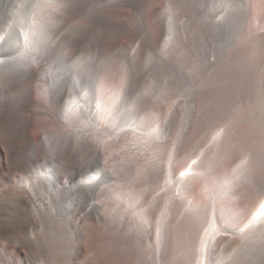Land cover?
<instances>
[{
  "label": "bare ground",
  "instance_id": "bare-ground-1",
  "mask_svg": "<svg viewBox=\"0 0 264 264\" xmlns=\"http://www.w3.org/2000/svg\"><path fill=\"white\" fill-rule=\"evenodd\" d=\"M69 1L0 0V122L10 114L11 93L20 85L25 89L23 102L32 108L26 117L27 156L37 159L30 161L32 167H20L16 155L22 149L0 141V217L6 203L17 212L10 230L0 228V264H26L24 245L43 247L50 222L66 236L58 245L67 240L68 248L56 249L40 264H80L84 219L103 222L108 235L125 224V237L118 244L117 235L112 238L97 264H264V197L252 209L241 207L238 215L222 209L235 193L264 191V174L255 170H264V4L255 13L253 0H198L206 12H190L181 20L178 10L188 13L191 7L168 0L163 12L152 15L150 49L133 56L121 50L114 61L91 53L72 59L59 48L57 24ZM152 3L149 0L147 7ZM199 23L206 25L210 38ZM108 67V73L119 77L117 82L111 74L104 75ZM177 94L186 97L179 121L174 111L163 114L160 106ZM114 115L119 117L115 128L109 126ZM38 116L61 123L33 143L29 127ZM223 119L234 145L226 148L222 141V151L212 146L198 164L175 175L173 164L183 140L185 155L193 154L214 123ZM242 123L256 131L248 142L237 132ZM131 127L138 132L116 158L111 138L125 137L124 129ZM145 148L150 150L147 156L137 153ZM218 157L235 158L224 178L212 172L217 159L221 161ZM15 169L26 176L14 178ZM97 173L98 178L88 182ZM197 181L204 189L202 200L190 195ZM156 186L168 191L153 213L139 201ZM178 208L184 209L185 220L170 230L168 215ZM245 211V227L238 230ZM219 214L228 221L215 230ZM32 223L37 230L30 228ZM22 230L26 237L12 243L10 238L21 237ZM171 233L175 251L169 256L165 237Z\"/></svg>",
  "mask_w": 264,
  "mask_h": 264
},
{
  "label": "rangeland",
  "instance_id": "rangeland-1",
  "mask_svg": "<svg viewBox=\"0 0 264 264\" xmlns=\"http://www.w3.org/2000/svg\"><path fill=\"white\" fill-rule=\"evenodd\" d=\"M115 1L117 0H70L67 5L65 4L66 6L64 7L67 8V11L62 14L64 15V18L59 20L57 24L59 26L57 30V36L59 37V48L64 52L68 53L72 59L81 58L84 57L86 54L91 53L94 58H104L105 56H110L112 60L116 61L117 59L115 60V58L119 57L121 50L126 51L128 56H133L134 52L136 51H139L141 54L146 53L147 50L150 49V41L148 40L147 36L151 33L149 27L150 22H153L151 20V18L153 17L152 15L155 11L163 12L168 0H153V5H151L150 7H147L149 0H129L132 2L131 6L121 5L116 7H110L107 5L108 2L111 3ZM172 1L178 6H181L183 4L182 2H185V4L188 5L189 8L191 7L189 9L190 11L187 10L188 13L183 10H178L181 20H187V15L190 12H192L193 15L196 14L202 16L203 13L207 10L205 6L201 4L199 5L198 0ZM253 2L256 3H254L256 7L254 11L256 13L257 9L259 10L261 5L264 4V0H253ZM261 11L264 13V8ZM218 16L219 14L218 12H216L214 14V17L217 18ZM199 28L202 30L206 38H210L211 34L206 30V25L204 23H199ZM109 68L110 67L106 69L104 75L110 71L111 68ZM111 73L108 74L110 75ZM109 77L113 78L115 82L119 80V77L116 74H111ZM140 79L141 78L138 75L136 77V81L139 82ZM24 93L25 89H23L20 85H18L16 89L11 93L12 110H10V114H8L6 120L2 123L0 122V141H5V143L7 142L8 144H12L16 147L19 146L22 150H20L16 155L17 163L20 165V167L27 166V164L28 166L32 167L30 161H33L35 163L37 159L28 158L27 153L30 151V149L28 148V144L26 141L28 138L26 135L28 131L26 117H28V113L32 108L27 107V105L23 102L22 99ZM185 98V96H180L178 94L175 96H170L168 98L169 100L162 103L163 105H160L162 107V113L164 114L166 109L172 110L176 113V121H179L181 118L180 111L182 112V109L184 108L183 101L186 100ZM199 100L201 101L202 97ZM103 101L105 103V97H103ZM59 104L60 102H57L56 106H58ZM196 105L198 106V102L196 103ZM33 110L36 111V108L34 106ZM60 123L61 121H59L58 118H52L49 116H38L36 118H33V121L29 127L30 139L33 141V143H36V141H39L43 137V134L48 128L59 129ZM227 125L228 124L224 119L222 121L215 122L214 125L211 127L210 132L208 133L207 139L203 143H201V145H199L193 151V154L191 153V155H185L183 148L187 139H184L181 144L182 146L178 150L179 160L178 162L173 164L175 175H183L185 171L190 170L191 167L198 164L203 158H205L207 152L212 146L216 145L219 151H222L234 145L233 136L231 137L230 135L231 138H229V135L227 136ZM246 125L244 123L240 124V127L238 126L237 128V132H239V137H241L242 140H246L245 142H248L250 140L249 138L254 136L256 131H254L253 128H250V126ZM123 132L127 133L125 137L119 136L111 138V142L114 143V147L116 149V158L120 157L119 154H121V152L123 151L125 143L129 142L132 138H134L136 136L135 134L138 131L134 129V127H131L124 129ZM211 138L213 139V141L211 140ZM226 139L228 140L226 141ZM222 141H225L224 147L226 148L221 147L220 143ZM145 150H139L137 151V153L139 155L142 154V156H147L150 150L149 148H145ZM41 156H43L42 153ZM219 159L221 160L218 161L217 159V163L219 165L212 168V172L215 173L216 176H222L224 178L226 171L228 172V170L234 164L235 158L228 157L227 159H224L221 157ZM45 162L46 160L41 159V163ZM118 162L120 161L118 160ZM32 170H34V168L31 169V171ZM255 170L259 172L261 177H263V168H256ZM25 174L27 173H25L24 170L15 169L13 177L18 178L20 176H26ZM113 183L118 184V180H114ZM167 191V189H164L161 186H156L154 189H147L146 193L142 197V200L139 201V206L144 207L146 205L145 208L150 207L151 209H147L153 211V213H156L157 211H159L161 206L160 202L162 203L163 196L167 194ZM251 193L248 194V196L250 197H248L247 195L243 196L241 193H235L234 195H232V197L226 200V202L228 203L222 206V209L232 215H238L241 207H243L244 205H248L249 209H252L256 206L258 201L264 197V191H257V193L251 191ZM190 195L193 200H202L204 196V189L202 187L201 182L197 181L195 183ZM9 206L10 209L8 208V203H6V211L4 209L5 214L3 213L0 217V228H3L5 230H10L14 225L15 221L17 220V212L16 210H13L15 208H13V206L10 204ZM225 206H227L228 209ZM246 211L248 212V210ZM246 211L239 216L236 225V228L238 230L245 227V222L247 221L248 215ZM183 212V208H178L174 209L173 212L169 213L168 229L175 230L176 227H178L185 220L186 214H184ZM26 215L28 217L27 213ZM25 218L23 219V222L27 223V218ZM224 218H222L220 214L218 215V223L214 227L215 230L218 227L223 226L224 224L226 226L228 218H225V220H223ZM170 222L172 223L170 224ZM80 225L83 229V233L80 237H83L81 242L84 247V252L80 259V264H97L99 256H102L101 258H105V256H103V249L109 244L112 238L116 237L117 235L116 243L118 244L121 242V237H125L123 234L125 224H121L118 227V231L112 235H108L106 230H104L105 225L103 222H96L91 219H84L83 221H81ZM30 228L36 230L38 229L34 223H32ZM46 229H51V231L47 240L45 238L46 244L43 247L41 246V248L38 249L40 246H37L35 247L36 249H30L29 245H24L25 254L23 255V259L26 261V264H40V262L43 260V257L45 260L47 255L51 254V252H54L56 249L62 252H67L69 243L67 240L64 241V244L62 246L58 245V240L62 241L64 237H66L60 232V227L58 226V224L50 222L47 224ZM151 230L152 231L150 233V237H152V235L154 237V229L151 228ZM24 233L25 230H22L21 237H11L10 240L12 241V238H14L12 243H15L18 238L24 239V237H26ZM173 236L174 234L172 235V233L171 236H168L167 234L165 238L168 237L169 239H164L166 244L169 242L167 244L168 246L165 244V248L167 249V254L169 256H172L175 251V241L173 240ZM233 240L239 241L238 237L235 236H233ZM88 241H90V243ZM1 246L8 253L11 252V248L9 247V245L1 243ZM29 253L31 254V256ZM44 260L42 262H44Z\"/></svg>",
  "mask_w": 264,
  "mask_h": 264
},
{
  "label": "clouds",
  "instance_id": "clouds-1",
  "mask_svg": "<svg viewBox=\"0 0 264 264\" xmlns=\"http://www.w3.org/2000/svg\"><path fill=\"white\" fill-rule=\"evenodd\" d=\"M98 108H99V104L97 103L96 104V110H98ZM118 118H119L118 115L112 116V120H111V123L109 124V126L115 128L116 127V122H117ZM118 131H123V129H118ZM98 176H99V173H97L96 176L91 177L88 182H91L92 180L97 179Z\"/></svg>",
  "mask_w": 264,
  "mask_h": 264
}]
</instances>
